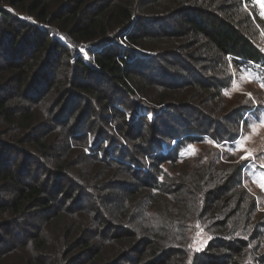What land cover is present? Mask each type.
I'll use <instances>...</instances> for the list:
<instances>
[{"label": "trees", "instance_id": "trees-1", "mask_svg": "<svg viewBox=\"0 0 264 264\" xmlns=\"http://www.w3.org/2000/svg\"><path fill=\"white\" fill-rule=\"evenodd\" d=\"M256 32L242 0H0V264H264L244 163L182 150L236 139L216 115L222 81L198 66L207 51L215 70L227 55L264 75ZM124 36L145 51L118 49ZM77 47L91 58H73ZM136 90L158 106L135 103ZM176 107L197 115L176 125ZM193 221L210 239L188 260Z\"/></svg>", "mask_w": 264, "mask_h": 264}, {"label": "rangeland", "instance_id": "rangeland-1", "mask_svg": "<svg viewBox=\"0 0 264 264\" xmlns=\"http://www.w3.org/2000/svg\"><path fill=\"white\" fill-rule=\"evenodd\" d=\"M260 3H264V0H260L259 3L257 2V0H251L250 2L242 0V8L249 13L256 27L257 32L254 36V43L264 52V8L260 6ZM18 16L33 22L34 26L40 29H46L47 27H49V25L35 20L32 14L28 12H21L18 14ZM118 44L120 46L115 45L118 49L121 48L125 50L130 47L135 50L140 49L142 51H145L138 45H135L131 41H129L126 36L119 38ZM76 52L77 53L73 55V58L78 54L85 59L91 58L89 57V52L84 48L77 47ZM207 53L208 52L206 51L204 52V54H201V59H203V61H201L202 64L198 66V68L205 71V74L207 75L211 74V76L213 75L214 78L216 76L219 77V79L222 81V86L219 90L218 98L220 99L221 103H223L224 106L220 107H223L224 110L216 113V115L225 114V116H228V119L230 118L228 120V124H230L228 125V129L229 131H236L237 137L231 142H223L224 144L217 142L210 143L208 140H195L189 142L188 145L182 148V150L184 153L189 154V157L187 159L188 161L192 160L194 156L196 158L201 156V159L203 160L211 159L215 163H222L221 165H225V167L230 165V168H235L237 163L243 162V167H241L240 185L243 186L250 195H252L251 199L255 204L256 210L258 212L264 213V188L260 186L261 184H264V125L260 124V120L264 119V87H261V85L264 84V75L258 74L254 69L246 68L244 65L241 66L239 64V67L234 66L227 55V66L224 67L223 65L218 63L215 66V70L213 69V62L207 57L205 58L204 56ZM135 58H141V56H136ZM174 67L175 65H173L171 69H173ZM262 68H264V66H262ZM249 76L253 77L251 81H249L248 79ZM212 83L214 84L215 82H213L212 80ZM186 91L190 90L186 89ZM195 93H197L196 95H201L202 92L198 91L197 89L195 90ZM249 93H251V96L248 95ZM132 95V100L135 103H146L155 105V107L158 106L157 103H155L153 100L148 99L146 97V94L140 91L136 90ZM179 100L186 101V99H184L183 97H181V99L179 98ZM199 100V102L197 100L192 103L198 111L201 107H203L202 103L206 99L205 97H203ZM236 105L243 106L244 113L239 117L240 119L238 121V124L234 125L231 117L234 116V113H232L233 110L231 111V108H236ZM246 107L249 108L245 110ZM180 110L182 109H178V107L174 108V113L166 115L167 119H170L176 125H180V122L184 119H191L197 115V113H194L191 110H183L181 113H185V115H183L185 116V118H181L180 114H178ZM110 114L111 113L108 111L104 117L111 118ZM147 115L150 116V114ZM199 117L200 119L196 120V122L194 123H205V120H203V117L200 114ZM223 119L225 120L224 117L222 118V120ZM176 120H178V122H176ZM83 121L85 122L84 124L87 125L92 123V121H94V118H86L84 116ZM101 124L98 120L93 123L95 131H92L88 134V138L90 140L95 137V135H98V126H100ZM252 125H255V129L251 127ZM112 131L114 132V130ZM115 135H118V137L122 138L121 134L115 133ZM104 137L106 139L109 138V136L107 135H105ZM241 142L243 144V148L237 150V145ZM229 143H231V145H229ZM206 152L208 155H206ZM214 152H217V156H214ZM246 152H250L251 156L242 159V157L246 156ZM195 157L193 158V160H196ZM185 162V160H180V166L184 167L186 165ZM81 164H83V162ZM168 164L169 162L164 161L159 165L167 168ZM121 177L123 179H126L124 175H121ZM122 178L121 180H123ZM128 183L131 182H127L126 184ZM128 185L132 186L133 184ZM188 223L190 226L187 229V235H185L186 242L180 243L179 245L188 246L190 250V253L188 254L189 260L190 258L193 259L195 252H198L205 248L210 239V236L206 228L204 226H201L199 222L193 221Z\"/></svg>", "mask_w": 264, "mask_h": 264}, {"label": "snow or ice", "instance_id": "snow-or-ice-1", "mask_svg": "<svg viewBox=\"0 0 264 264\" xmlns=\"http://www.w3.org/2000/svg\"><path fill=\"white\" fill-rule=\"evenodd\" d=\"M257 2L259 3L260 0H257ZM260 6H261L262 8H264V3H260ZM248 79H249V81H251V80L253 79V77L249 76ZM261 87H264V84H262ZM248 95L251 96V93H249ZM260 124H261V125H264V119H261V120H260ZM251 127H252L253 129H255V125H252ZM209 142H210V143H213L212 141H209ZM217 146H219V145H217ZM190 147H191V146H190ZM242 148H243V144H242V142H241V143H238V145H237V150H240V149H242ZM248 156H251V153H250V152H246V156H245V157H242V159H243V158H247ZM260 186H261L262 188H264V184H261Z\"/></svg>", "mask_w": 264, "mask_h": 264}]
</instances>
